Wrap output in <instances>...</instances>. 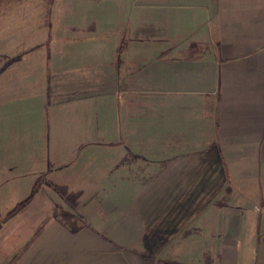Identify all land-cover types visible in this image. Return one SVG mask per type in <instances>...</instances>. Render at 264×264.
Returning <instances> with one entry per match:
<instances>
[{
    "label": "crops",
    "instance_id": "obj_1",
    "mask_svg": "<svg viewBox=\"0 0 264 264\" xmlns=\"http://www.w3.org/2000/svg\"><path fill=\"white\" fill-rule=\"evenodd\" d=\"M2 9L0 58L33 14L53 43L0 70V264H264V0L93 1L97 34L77 0ZM76 42L97 70L58 103Z\"/></svg>",
    "mask_w": 264,
    "mask_h": 264
},
{
    "label": "rangeland",
    "instance_id": "obj_2",
    "mask_svg": "<svg viewBox=\"0 0 264 264\" xmlns=\"http://www.w3.org/2000/svg\"><path fill=\"white\" fill-rule=\"evenodd\" d=\"M63 3H68L72 0H62ZM81 13L78 14V17H73L69 20L66 18V26H70V24H74V26L78 27L79 31H84L86 29H91L92 32L97 34V25L95 24V20L90 22V20L85 19L86 9L85 7L87 4L91 5L94 1L100 2L101 0H77ZM82 14V15H81ZM80 42V41H79ZM74 43L75 50L73 51L75 54L74 57H71L69 60L67 59H60L57 55H53L51 58V76H52V83L55 85H64L65 87L69 85H75V82L79 80H88L93 76V72L97 70L96 64H88V59H86V55H94L96 52L94 51L93 47L87 46L88 44ZM1 59V58H0ZM72 83V84H70ZM39 85L37 83V77H32L27 83H23L19 85L14 91L13 97H21V96H29L32 97L34 94L40 93V88H36ZM79 85V84H77ZM36 91V92H35ZM95 91L100 93L102 89H98L96 87ZM89 91L84 88H77L71 89L67 87V93L58 94L55 100L59 102L68 100V98H76V97H83L86 96ZM37 96V94H36ZM22 204L21 201H13L12 205L14 206L13 209L20 207ZM2 204H0V210Z\"/></svg>",
    "mask_w": 264,
    "mask_h": 264
},
{
    "label": "trees",
    "instance_id": "obj_3",
    "mask_svg": "<svg viewBox=\"0 0 264 264\" xmlns=\"http://www.w3.org/2000/svg\"><path fill=\"white\" fill-rule=\"evenodd\" d=\"M31 4L36 1V0H30ZM15 3V2H14ZM7 10H0V17H5V15L9 12ZM16 15L17 13L21 14V9L17 8L15 9ZM31 24L29 26V29L26 31L25 26L23 28L24 33L23 35L14 42L15 44V53L12 56L6 57V61L4 62L5 64H2L0 62V70H4L5 67L10 66L12 63H21V59L25 57V55L27 53H30V60L34 61V60H39L41 62V64L43 65V67L45 68V73L47 76V70H48V59H49V52L53 43V37L48 35V32L52 29V23L50 24L48 22V20H38L34 14L31 15ZM47 19V18H45ZM5 20H2L0 18V22H3ZM14 32H20L22 29V26L20 24L19 20H15L14 21ZM121 51V47H118V52ZM39 55V56H38ZM1 57L0 60H4L5 58ZM1 70V71H2ZM0 71V73H1ZM47 79V83H46V89L51 90L52 87L49 86L48 84V78ZM49 97L50 93H47ZM49 104V99H47V105Z\"/></svg>",
    "mask_w": 264,
    "mask_h": 264
}]
</instances>
